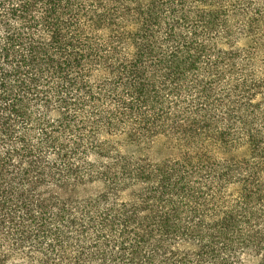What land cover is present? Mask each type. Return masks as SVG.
Returning <instances> with one entry per match:
<instances>
[{"label":"trees","instance_id":"trees-1","mask_svg":"<svg viewBox=\"0 0 264 264\" xmlns=\"http://www.w3.org/2000/svg\"><path fill=\"white\" fill-rule=\"evenodd\" d=\"M247 4L0 0V264H264Z\"/></svg>","mask_w":264,"mask_h":264},{"label":"rangeland","instance_id":"rangeland-1","mask_svg":"<svg viewBox=\"0 0 264 264\" xmlns=\"http://www.w3.org/2000/svg\"><path fill=\"white\" fill-rule=\"evenodd\" d=\"M247 7L244 8L243 15H251L252 12L258 14V23L256 31L258 32V40L261 46L264 47V0H246Z\"/></svg>","mask_w":264,"mask_h":264}]
</instances>
